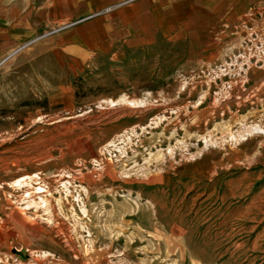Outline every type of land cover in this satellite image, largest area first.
<instances>
[{
  "label": "rangeland",
  "instance_id": "1",
  "mask_svg": "<svg viewBox=\"0 0 264 264\" xmlns=\"http://www.w3.org/2000/svg\"><path fill=\"white\" fill-rule=\"evenodd\" d=\"M180 1L0 60V264H264V3Z\"/></svg>",
  "mask_w": 264,
  "mask_h": 264
},
{
  "label": "crops",
  "instance_id": "2",
  "mask_svg": "<svg viewBox=\"0 0 264 264\" xmlns=\"http://www.w3.org/2000/svg\"><path fill=\"white\" fill-rule=\"evenodd\" d=\"M119 0H0V60L8 55L14 48L20 44L31 40L38 36L40 30L56 25L60 21H73L75 19H82L74 27L65 31L66 44L69 47L76 49L86 48L96 52L104 50V42L107 38L109 40L108 46L111 47L116 40L123 42V31H127V12L131 10V16L137 19L139 12L144 11L152 14L154 8L159 9V5L155 4V0H139L133 3L130 7L121 9L119 15V22L113 20V14L87 17L89 14L102 9L103 7ZM204 7L212 4L215 1H225L238 8L239 11H245L248 7L256 5L258 2L264 0H201ZM155 4V5H154ZM181 5L185 6L180 0H164L163 7L167 13L171 10L173 13H178L176 7L181 9ZM184 8V7H182ZM134 11V12H132ZM181 12V10H180ZM179 12V13H180ZM82 17V18H81ZM122 19V20H121ZM112 28L109 24L104 26L105 22H112ZM102 32L100 33L101 28ZM118 30L119 35H109L110 30ZM137 29V26L135 27ZM164 30V28H157ZM131 35H129L130 37ZM137 42L140 44L137 37ZM156 38V35L147 39L150 42ZM103 42V43H102Z\"/></svg>",
  "mask_w": 264,
  "mask_h": 264
},
{
  "label": "built area",
  "instance_id": "3",
  "mask_svg": "<svg viewBox=\"0 0 264 264\" xmlns=\"http://www.w3.org/2000/svg\"><path fill=\"white\" fill-rule=\"evenodd\" d=\"M73 24V23H70ZM38 37L35 38L32 42L34 43L35 41H37ZM30 42V43H32ZM28 43V42H27ZM27 43H22L19 46H17L16 48H14L8 55H6L2 60H6L7 58L11 57L12 55L16 54L17 52H20L26 45Z\"/></svg>",
  "mask_w": 264,
  "mask_h": 264
},
{
  "label": "bare ground",
  "instance_id": "4",
  "mask_svg": "<svg viewBox=\"0 0 264 264\" xmlns=\"http://www.w3.org/2000/svg\"><path fill=\"white\" fill-rule=\"evenodd\" d=\"M254 129V128H253ZM257 131V130H256Z\"/></svg>",
  "mask_w": 264,
  "mask_h": 264
}]
</instances>
